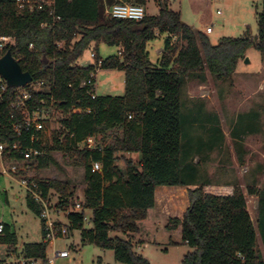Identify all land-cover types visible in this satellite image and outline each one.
I'll use <instances>...</instances> for the list:
<instances>
[{
    "label": "trees",
    "instance_id": "16d2710c",
    "mask_svg": "<svg viewBox=\"0 0 264 264\" xmlns=\"http://www.w3.org/2000/svg\"><path fill=\"white\" fill-rule=\"evenodd\" d=\"M16 1L0 0V35L14 36V46L7 49L34 81L43 82L39 90L29 89L32 97L26 107L31 111L54 106L64 116L52 144L44 143L40 132L22 122L21 110L10 105L9 88L0 103V142L6 146L3 158H22L13 144L40 149L39 167L54 161L50 155L54 150L80 157L85 183L83 209L69 211L67 219L68 228L80 230L81 242L112 249L114 259L123 264H150L134 251L126 234L138 232L137 222L155 205L157 186H194L187 188L189 204L181 218L172 217V224L167 225L174 229L180 224L182 241L192 248L181 264H264V187L246 188L248 194L257 197L255 226L240 188L233 187L229 194L207 192L205 184L199 182L197 165L182 157L187 117L182 110L184 83L206 71L218 80L231 79L251 46L264 56V0L256 17V35L246 30L238 37H222L216 44L206 32L185 23L168 0H156L158 13L145 11L139 20L112 18L105 13L106 7L118 2L145 6L147 0H55L54 15L59 18L52 26H41L52 20L45 8L29 12L19 9ZM157 33L166 35L163 51L152 62L147 42ZM92 43L95 63L77 65ZM100 43L120 47L121 53L101 57ZM7 49L0 50V56ZM97 66L124 72L122 94L92 97L90 84L79 85L81 80L90 79ZM13 124L20 125L19 134ZM114 129H121V135L114 136L113 144L80 147L87 137L101 135L104 139ZM213 129L218 140L220 129ZM33 133L35 139L31 140ZM119 151L137 153L138 158L125 159L121 168L116 163ZM92 162H99L100 170L93 171ZM32 179L43 199L49 200L54 191L61 210L72 204L74 188L68 180ZM26 203L40 216L41 205L29 192ZM84 208L92 210L88 228L83 226ZM2 225L0 244L14 245V232L9 224ZM41 225L45 234L42 218ZM46 245L44 240L24 243L22 252L26 257L45 260Z\"/></svg>",
    "mask_w": 264,
    "mask_h": 264
},
{
    "label": "rangeland",
    "instance_id": "374dc122",
    "mask_svg": "<svg viewBox=\"0 0 264 264\" xmlns=\"http://www.w3.org/2000/svg\"><path fill=\"white\" fill-rule=\"evenodd\" d=\"M168 1L171 9L179 11L181 19L193 29L206 32V27L211 26L212 32L206 34L212 44L218 43L222 37L241 36L246 30L252 36L257 33L256 17L261 9V0ZM144 8L147 14H154L158 6L149 0ZM163 44L164 36H156L147 42L150 60L156 61V48ZM99 52L100 56L106 57L116 53V49L101 43ZM86 57L90 60L89 49L84 50L77 63ZM245 57H248V62ZM245 57L238 61L231 79L218 80L206 71L184 83L182 110L187 117L183 124L182 157L184 161L197 165L199 182L205 184L207 192L228 194L233 187L240 188L245 193L247 209L256 226L257 197L248 194L246 188L264 187V56L251 46ZM95 83L98 95H120L124 91V72L99 69ZM40 116L44 122L42 141L52 144L53 137L61 129L64 114L51 106ZM215 126L221 132L218 140L213 129ZM116 135H121V129L109 131L104 139L98 135L94 145L113 144ZM80 146L83 147L82 142ZM50 155L54 161L42 167L38 166L37 158L16 161L0 157V172L3 170L0 173V222L9 224L15 234L14 245L0 244V261L20 258L24 243L44 240L41 217L26 203L27 191L19 183L21 176L68 180L74 188L70 203L83 197L84 166L80 157L59 150L52 151ZM116 156V163L121 168L125 167V159L138 158V154L132 152L119 151ZM12 166L16 168L15 172L11 170ZM58 199L57 193L50 194L51 218L68 224V212L57 210ZM183 209L184 202L180 199L161 207L162 213H156L154 218L147 215L138 221V232L126 234L134 251L143 255L150 264H181L184 255L192 248L182 241L180 231L171 230L167 225H171L169 219L174 214L181 215ZM83 211V226L88 228L92 210L84 208ZM257 242L262 250L259 236ZM56 250H67L68 256L56 258L55 264H123L114 259L112 249L82 243L77 228H68L65 236L49 240L46 257L52 256Z\"/></svg>",
    "mask_w": 264,
    "mask_h": 264
},
{
    "label": "built area",
    "instance_id": "2783aa9c",
    "mask_svg": "<svg viewBox=\"0 0 264 264\" xmlns=\"http://www.w3.org/2000/svg\"><path fill=\"white\" fill-rule=\"evenodd\" d=\"M17 6L19 9L26 8L29 12H32L34 9H42L45 8L48 12V15L52 17L51 21L42 22L41 26H52L54 25L55 20H57L59 17L54 15L55 10V0H17L16 1ZM219 12V11H218ZM105 13L112 17V18H119V19H133V20H139L142 19L145 15V8L143 5L135 4V3H129V2H118L114 3L110 7H107L105 10ZM212 31L211 26L206 27V33H209ZM174 40L175 37H172ZM15 44V38L14 36H6V35H0V50L7 49L9 46H14ZM30 47H32V44H30ZM8 50V49H7ZM6 50V51H7ZM10 50V49H9ZM118 54L121 53L120 49L117 52ZM2 56V55H1ZM0 56V57H1ZM14 57V56H13ZM14 59L18 62L17 58L14 57ZM95 63V54L94 51H91V57L90 60L83 61L82 64L79 66H87L90 64ZM99 70L98 66L96 67V70L91 73L90 79L88 80H81L79 85L81 87H85L90 84L92 87V97H95L96 94V73ZM92 78V81H91ZM43 82L42 81H34L33 78L30 82H28L25 85L18 86V87H12L9 86L6 82V80L2 77L0 74V103L5 101V96L10 88V97L7 99L10 102V105L12 107H18L23 116H22V122L28 127L32 128L35 132H42L44 129V122L43 118L40 116V114L44 111H46V108H35L33 110H28L26 107V101L31 99V93L29 89H33L35 91L42 88ZM43 102V100H41ZM130 118L131 115H128ZM13 130L16 133H20V125L13 124ZM96 136H89L87 137L83 143V147L87 148H94L96 145H94V141L96 140ZM35 139V133L32 134L31 140ZM5 144L0 142V157L3 158V151L5 149ZM81 147V146H80ZM12 148L15 150H19L22 154V158L20 160L27 161L31 160L32 158H37L38 155H40L42 152L40 149L28 146L22 148L21 146L17 144H13ZM92 170H100V163L99 162H92L91 164ZM11 170L15 172L16 168L14 166L11 167ZM19 183L25 187L26 191L29 192L32 197L41 205V213L40 217L44 220V241L48 242L49 240H52L56 237L65 236L68 232V224L58 222L51 218V212H50V198L49 200L43 199L41 192L38 190L37 183L32 179V177H26L21 176L19 179ZM58 203V202H57ZM83 209V201H76L73 204H71L68 209H66L67 212L69 211H80ZM57 210H61L59 207ZM85 219V216H84ZM3 230L2 222H0V233ZM68 256L67 250H56L54 254L50 257H46L45 260L41 258H34V257H26L24 254H21L20 258H16L15 260H3L0 261V264H55L56 258H64Z\"/></svg>",
    "mask_w": 264,
    "mask_h": 264
},
{
    "label": "crops",
    "instance_id": "0c3cea01",
    "mask_svg": "<svg viewBox=\"0 0 264 264\" xmlns=\"http://www.w3.org/2000/svg\"><path fill=\"white\" fill-rule=\"evenodd\" d=\"M149 0H147V2H148ZM154 1V3L157 5V3L155 2V0H153ZM169 6H170V3H169ZM110 7V6H109ZM171 7V6H170ZM107 8V7H106ZM179 12V11H178ZM158 13V8H157V12L156 13H154V14H157ZM212 32V31H211ZM165 33H162V34H158L157 33V36H164L165 37ZM100 45H101V43L98 45V53H99V55H100V52H99V50H100ZM93 48H94V43H92L90 46H89V50L90 51H93ZM115 49H116V52H118V50L120 49V47H115ZM163 51V46L162 47H157L156 48V53L158 54L157 55V58H158V56L161 54V52ZM102 57V56H101ZM156 58V59H157ZM150 59V58H149ZM86 60H88V57H86L83 61H86ZM82 61V62H83ZM152 61V60H151ZM82 62L81 63H77V61H76V64L77 65H80V64H82ZM153 62V61H152ZM98 72V71H97ZM95 91H96V89H95ZM97 94V93H96ZM98 95V94H97ZM16 161H22V160H16ZM3 170H1V172L0 173H3L2 172ZM34 176H36V175H33L32 177H34ZM60 180V179H59ZM188 187H190V186H180V185H175V186H167V185H159V186H157L156 188H155V192H154V195H155V205L152 207V208H150L149 210H148V214L147 215H149V216H151L152 218H154V216L156 215V213H162V212H160V210H161V207H163V206H169L172 202L173 203H176V202H178L180 199H181V201L182 202H184V209L181 211V215H175L174 214V216L173 217H179V218H181V216H182V214H183V212H184V210L187 208V206H188V204H189V201H188V198H187V193H186V191H187V188ZM84 191V190H83ZM182 191H183V193H182ZM54 191H51V193H53ZM180 192H181V194H183V195H181L180 194ZM229 194V193H228ZM74 195V194H73ZM83 196V195H82ZM83 199H84V197H82V198H80L79 199V201L81 200V201H83ZM68 220V219H67ZM175 230H177V231H180V233H181V225L179 224V225H177V227L176 228H174ZM171 230H173V229H171Z\"/></svg>",
    "mask_w": 264,
    "mask_h": 264
},
{
    "label": "water",
    "instance_id": "95a60500",
    "mask_svg": "<svg viewBox=\"0 0 264 264\" xmlns=\"http://www.w3.org/2000/svg\"><path fill=\"white\" fill-rule=\"evenodd\" d=\"M245 61H249L248 57H245ZM0 74L12 87L25 85L32 80L31 73L22 69L9 49L0 57Z\"/></svg>",
    "mask_w": 264,
    "mask_h": 264
}]
</instances>
